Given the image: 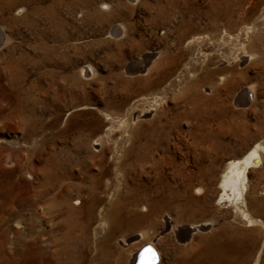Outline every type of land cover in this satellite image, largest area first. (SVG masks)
<instances>
[{"label": "rangeland", "instance_id": "obj_1", "mask_svg": "<svg viewBox=\"0 0 264 264\" xmlns=\"http://www.w3.org/2000/svg\"><path fill=\"white\" fill-rule=\"evenodd\" d=\"M259 1L0 0V264H58L47 241L57 233L58 225L52 226L42 208L38 210L32 190L44 175L39 166L48 155L61 157L68 152L69 160L77 159L79 167L86 165L83 154L92 151L86 146V130L101 123L102 113L122 115L129 125L138 127L158 121L162 131L155 147L161 162L154 167L146 168L143 164L138 167L129 161V153L134 151L125 150L120 157L128 164L120 170L106 171L101 178L113 180L118 192L122 189L121 181L125 180L134 192L140 190L138 183L142 184L141 191L147 198L158 194L159 198L168 196L172 200L152 209L139 201L122 206L119 214L127 217L110 227L106 260L115 255L113 264H119L137 237L147 239L156 249L154 264H193L190 261L193 249L203 245L206 234L218 227L225 228L226 235L233 239L232 249L216 256L202 255L195 264H262L264 57L260 54L256 62L248 58L230 59L226 63L214 60L202 67L197 65L201 51L209 56L225 49L233 40L226 37L220 43H213L201 39L178 47L180 55L175 57L173 70L157 84L149 87L142 80L154 75L152 61L160 59L163 53L176 54L174 34L182 19L190 23L189 29L208 32L210 25L202 10L208 8L217 13L211 24L216 29L222 23L220 14L243 13L249 3L253 5L251 10L256 11ZM109 25H114V29ZM252 31L246 33V38H252ZM235 35L236 40L240 39L238 32ZM240 41L245 42L244 38ZM142 52L149 54L139 67L131 61ZM5 60L16 61L17 68H4L1 64ZM181 60L184 62L179 64ZM189 64L192 67L186 70ZM80 65L84 69L76 70ZM217 66L230 68L217 73ZM204 68L203 77L192 79ZM240 86L246 88L243 98L235 94ZM133 93L142 96L144 101L140 103L151 101L146 113L136 114L139 102L129 99ZM152 96L153 99H148ZM127 101L129 107H125ZM76 132L84 145L73 149L71 143ZM117 132L115 127L108 135L114 147ZM253 142L257 159L242 166V188L238 195L226 189H222L224 195H216L218 169L227 159L236 161ZM107 144L103 145L101 154L119 152L109 149ZM121 146L124 144H118V149ZM70 162L68 180L79 177L83 180L84 174L93 170L91 166L83 170L74 168ZM185 178L189 186L180 189ZM41 185L45 187V183ZM191 185H196L198 190H191ZM152 186L156 189L151 190ZM187 194L196 196L199 212L177 207L180 195ZM69 197L68 204L72 205ZM106 199L102 197L101 205L91 208L80 229L73 225L66 232L72 238L67 241L69 246L81 251L80 264L90 258L95 250L94 242L102 237L103 229H96L93 223ZM195 221H205L204 226L189 228L185 233L178 227ZM34 229L41 233L36 235ZM211 240L208 242H214Z\"/></svg>", "mask_w": 264, "mask_h": 264}, {"label": "bare ground", "instance_id": "obj_2", "mask_svg": "<svg viewBox=\"0 0 264 264\" xmlns=\"http://www.w3.org/2000/svg\"><path fill=\"white\" fill-rule=\"evenodd\" d=\"M3 1H5V0H3ZM252 6L253 5L251 3H249L247 5V7L244 9L243 13L241 12V13H238L236 15L235 14L230 15L228 12L220 14L218 18H220V20H222V23H219L217 25L216 29H214V26H211V24L213 23L214 16L217 13H214V11L210 12V9H208V8H206V11L202 10L201 13L203 14V18H205L207 20L206 21L207 24L210 25V29H207V30H209L208 32H206L203 29L191 30V29H189L191 27L190 23H188L186 21V18L182 19V21H180L181 27H179L174 34V44L177 46L176 54H172L170 56L168 54L163 53L162 56L160 57V59L152 61L151 67H152V69H156V70H155L152 78H149L146 76L144 78H142V80L145 81L144 82L145 85H147L149 87L152 85L154 86L155 84L158 83V81L161 78H163V76H165V74H167L168 72L173 70V67H174L173 64H174L175 57L180 55V50L178 49V47L189 46L190 44H193V43L200 41L201 39H203L205 42H213V43H220V40L223 38H226V37H229V39L233 40V42H231L230 45L228 44L225 49H218L216 52H213L209 56H206L205 53H203L202 51L200 53V51L198 50L199 53L201 54V56L197 61V63H198L197 65H200L202 67H204L205 64L211 63L214 60H215V62L221 61V62L226 63L227 60H230V59H235L236 61H239L241 59L248 58V60L250 62H256L260 54H262V57H264V0L259 1V9H257L256 11L251 10V9H253ZM109 28L114 29V25H109ZM249 31H252V38H248V37L246 38V33ZM236 32L239 33L240 39L244 38V41H245L244 44L241 43L240 39H238V38H237L238 40L235 39ZM147 54H149V53H146V52L143 53L142 52L136 58H134L131 62H133V63L137 62L136 65H138L139 67L140 66L142 67L144 64L143 62L145 61V59L147 57ZM15 62L16 61H14V60H11V61L5 60L2 62L1 66H3L4 68L9 67V68H15L16 69L17 65ZM183 62H184V60H181V61H179V64H181ZM187 66H188V68L186 67V70H189L192 67L190 64ZM83 67H84V65L77 66L76 70L84 69ZM177 67H179V66H177ZM130 68L134 69L133 66H131ZM175 68H176V66H175ZM183 68H185V67H183ZM229 68L230 67H228V66H217V67H215V70L218 73L220 70L228 71ZM261 72H262V74H264V70H262ZM205 73H206V71L204 68V70L200 74H198V75L195 74V76L192 79L197 80L198 78L203 77ZM190 85H191V83H190ZM154 89H155V87H154ZM185 89H186V86H185ZM185 89H183V90H185ZM245 90H246V88L243 86L238 87L235 90L236 96L238 98H240V97L243 98L245 96V94H244ZM129 99H130V101H133V102H135V101L139 102V105L135 108L136 114L146 113L148 111V109L151 107L150 105L152 104L150 100H149L150 102H147V103L146 102L140 103V101H142L143 99H142V96L139 94L137 95V93H133ZM148 99H153V96L149 97ZM133 102L131 103V105L133 104ZM129 105H130L129 101H127L125 104V107L126 106L129 107ZM100 117H101L102 121H101V123H99V125H96V126L94 125L95 127H93L92 129L86 130V131H88V138L86 141L87 142L86 146L92 150V151L85 152L83 154V156L86 160V165H84V167L83 166L79 167L77 159H72V161L69 160L68 152L66 154L62 155L61 157L53 156V155L49 156L47 154L48 157L44 158L43 165L39 166L40 170H44V173H43L44 175L40 178L38 177L39 180H37L35 182L34 188L32 190V197H33L35 204L38 206V210L40 207L42 208V212H43L44 216L47 217L48 220H50L52 226L54 224L58 225L57 226L58 227L57 233L55 235L47 238V241L51 246L50 250L57 257L58 264H80V262H81L80 261V252L81 251L79 252L78 249L75 250L71 246H69L67 241H72V238L69 237V235H67L66 232L73 225H76L77 226L76 228L80 229L82 227L83 220L86 218V216L89 213V211L91 210V208H93L94 206L101 205L102 197H104V196L107 197L106 202H105V206L103 204L104 208L103 209L101 208V210L97 213L98 214L97 219L93 223V225L95 226L96 229H103L101 231L102 237L94 242L95 243L94 244L95 245L94 253L91 256H89L90 257V258H88L89 260L88 259L85 260L84 264H113V262L116 260L117 256H115V255L112 258H110L109 260L105 259V257H107L106 256L107 250L105 249V247L108 245V242L106 240L109 236V231L111 229L110 227L119 223L120 221L124 220L123 218L127 217V216L123 217V216H121V214H119V209L120 210L123 209V207L127 204V202L128 203H131V202L133 203V202H138V201L139 202H145L147 204L146 206L148 209H152V208H154V206H156L158 204L172 203V200H170L168 198V196L159 198L158 194H157V197H153V196L149 197V198L145 197L143 192L141 191V189L144 188V186L142 184L138 183L139 188L137 187V189H140V190L137 191L135 189V192H134L133 188L130 185L125 184V182H124L125 180H124V181H121L122 189L120 190V192H118L116 189L117 187H115L113 180H105V179L101 178V176L104 173H106V171L110 172L113 169L120 170L122 168V166L125 167V164H128L127 161L122 160V158L120 157L121 155H123L125 150H133L134 151V152L129 153L130 154L129 161H131L132 164H134L135 166L141 167L143 164L144 166H146V168L150 167V166L154 167L158 161L161 162V160H160L161 158H159L160 153H158V150L155 148L157 145V142H158V134L161 133V131H162L160 129L159 123H157L158 121L156 120L157 121L156 123L155 122L149 123V121L147 120L148 122L145 123L146 125L144 127L143 126L138 127L136 124L134 126L129 125L128 124L129 122L126 121L122 117V115L121 116L115 115V114L106 115V114L102 113V115ZM160 123H162V122H160ZM115 127H116V129H118L117 133L119 134L117 136L118 139L116 140L117 141L116 147L113 146V144H114L113 142L112 143L110 142V140L112 141V139L108 136L110 130L112 128H115ZM74 136L75 137L73 139V142L71 143V147L73 149H76L80 146L83 147L84 141H83V138L80 137L81 136L80 133L76 132ZM105 143H109V145L107 144L110 147L109 149L115 148V150L116 151L119 150V152L112 154L113 152L111 153L108 151L105 154H101L102 147ZM118 144H124V146H121L118 149ZM162 146H164V143ZM255 148H256V143L253 142L250 146H248L244 150V152L242 154L240 153V156L238 157V159L236 161L231 160V159H227L223 163L221 169H218L219 171H218V175H217V179H216L217 180L216 181V187H217L218 191L216 192V195H224V192L222 191V189H226L228 193L238 195L239 189L242 188V184L240 182L241 177H242L241 168L243 165L245 166L244 163L251 162V161H254L255 159H257V154L255 151ZM103 150H105V149H103ZM59 152L61 153V151H59ZM151 153H152V155H151ZM51 154H53V153H51ZM77 157H78V155H77ZM112 158H114V159H112ZM69 162L71 163V165L74 168H77V169L81 168L83 170V169H87L88 166H91V168L93 170H91V172L85 173L84 174L85 179H83V180L80 177H79L80 179L74 178V179L68 180L67 177L69 174L68 173V166H69L68 163ZM129 164H131V163H129ZM177 169H179V168H177ZM198 171H199L198 169H195V172H198ZM182 173H184V172H182ZM169 174H171V173H169ZM187 174H188V172H187ZM133 175L137 176V173L134 172ZM186 176H188V175H186ZM115 178H117V177H115ZM150 181L151 180H149V182ZM41 183H45V187H43L44 184L41 185ZM140 183H142V182H140ZM182 184H183V186H181L180 189L187 188V186H189L188 185V178H185V180H184V182H182ZM154 186L157 187L156 185H154ZM154 186H152L151 190L156 189ZM161 187H162V185H161ZM196 189H197L196 185H191V190L195 191ZM168 190H170V189H168ZM168 192H171V190ZM70 194H71V196L69 197ZM140 194H142V195H140ZM68 197H69V201L71 202L72 205L68 204ZM180 197H181L180 200H178V201L176 200L178 203L177 207L184 209L186 212H189L191 210H195V212H199L201 210V208L196 203V201H197L196 196H191V195L187 194V195H183V196L180 195ZM188 202H189V204H188ZM190 204H192V207L190 206ZM187 210H189V211H187ZM261 212L264 213L263 211H261ZM87 222H88V220H87ZM204 222L205 221H195V223L183 224V225H179L178 227L181 230V232L185 233V232H187V230H189V228L191 229L194 227H197V228L203 227ZM57 227H56V229H57ZM224 229L217 227L216 231L214 230V232H210V233L206 234V237L204 238L206 240V242L203 243V245H198L196 248L193 249V258H192V260H190V261H192L193 264H195V262L198 263L197 259L200 258L202 255H206V254L208 256H209V254L215 255V254L221 253L224 250H228V248H231V242H233V239L230 238L231 236L229 237V235H226L227 232ZM72 230H70V231H72ZM38 233H41V231L35 230V234L37 235ZM93 233H95V232H93ZM134 235L136 237V234H134ZM42 237H44V236H42ZM128 237H129V235H128ZM211 239H214V242L210 243L212 241ZM41 240H43V239H41ZM85 240H82V241H85ZM78 241H79V238H78ZM208 241H210V242H208ZM142 242L143 243L146 242L149 245H151L150 248L152 249V252H153V258H150L148 260V262H145V263H141L140 260L137 259L136 253L134 252L136 247L138 246V244H141ZM35 244H37V243H35ZM45 244H46V241H45ZM81 245H82V243H81ZM41 246H39V247H41ZM247 246H248V244H247ZM236 247L237 246H235V248ZM90 248H92V247H90ZM242 248H244V247H242ZM89 251L87 250L88 253H91ZM115 251L116 250H114V252ZM46 261H48V260H46ZM156 261H157V251L154 248V246L151 244V242H149L147 239L146 240H140V239H137V237H136V240L126 249L123 257L121 258V262L119 264H154ZM49 262H50V260H49ZM189 264H191V263H189ZM262 264H264V259H263Z\"/></svg>", "mask_w": 264, "mask_h": 264}, {"label": "water", "instance_id": "obj_3", "mask_svg": "<svg viewBox=\"0 0 264 264\" xmlns=\"http://www.w3.org/2000/svg\"><path fill=\"white\" fill-rule=\"evenodd\" d=\"M137 259L140 260L141 263L148 262L150 258H153V252L150 246L147 243L139 244L135 251Z\"/></svg>", "mask_w": 264, "mask_h": 264}]
</instances>
